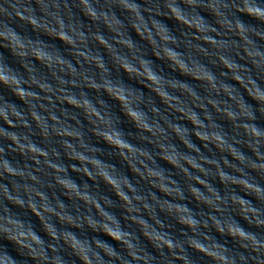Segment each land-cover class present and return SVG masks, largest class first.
Wrapping results in <instances>:
<instances>
[{
    "label": "clouds",
    "instance_id": "9594fccd",
    "mask_svg": "<svg viewBox=\"0 0 264 264\" xmlns=\"http://www.w3.org/2000/svg\"><path fill=\"white\" fill-rule=\"evenodd\" d=\"M0 264H264V0H0Z\"/></svg>",
    "mask_w": 264,
    "mask_h": 264
}]
</instances>
